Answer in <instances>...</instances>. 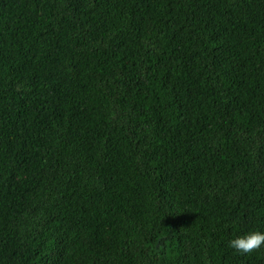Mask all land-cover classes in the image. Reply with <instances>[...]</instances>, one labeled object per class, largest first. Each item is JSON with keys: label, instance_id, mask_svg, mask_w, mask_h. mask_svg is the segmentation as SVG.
<instances>
[{"label": "trees", "instance_id": "1", "mask_svg": "<svg viewBox=\"0 0 264 264\" xmlns=\"http://www.w3.org/2000/svg\"><path fill=\"white\" fill-rule=\"evenodd\" d=\"M264 0H0V264H264Z\"/></svg>", "mask_w": 264, "mask_h": 264}, {"label": "clouds", "instance_id": "2", "mask_svg": "<svg viewBox=\"0 0 264 264\" xmlns=\"http://www.w3.org/2000/svg\"><path fill=\"white\" fill-rule=\"evenodd\" d=\"M264 245V231L250 230L231 238L227 247L237 254H249Z\"/></svg>", "mask_w": 264, "mask_h": 264}]
</instances>
